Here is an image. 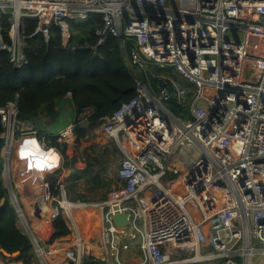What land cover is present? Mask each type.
I'll return each instance as SVG.
<instances>
[{
	"label": "built area",
	"instance_id": "2783aa9c",
	"mask_svg": "<svg viewBox=\"0 0 264 264\" xmlns=\"http://www.w3.org/2000/svg\"><path fill=\"white\" fill-rule=\"evenodd\" d=\"M90 13L103 16L93 49L110 34L135 43L129 65L137 93L96 127L122 153L118 189L81 200L64 175L56 187L46 177L38 183L41 207L49 204L50 216L70 228L69 246H56L47 264H125L115 256L130 247L121 241L138 237L143 257L134 264H264V0H0V51L21 67L29 38L42 32L48 40L55 24L68 46L71 20ZM26 17L38 19L29 35ZM18 114L16 100L0 107L6 170L24 134L34 135L31 152L39 156L77 140V119L54 147L36 130L20 131ZM179 171L167 185L163 178ZM87 210L101 218L102 244L114 249L106 263L86 249L79 226ZM118 212L128 213L129 228L114 223Z\"/></svg>",
	"mask_w": 264,
	"mask_h": 264
},
{
	"label": "trees",
	"instance_id": "16d2710c",
	"mask_svg": "<svg viewBox=\"0 0 264 264\" xmlns=\"http://www.w3.org/2000/svg\"><path fill=\"white\" fill-rule=\"evenodd\" d=\"M102 17L101 14L90 13L87 20H71L72 37L68 46L63 43L61 30L55 24L49 28L48 40L42 32L37 33L28 39L26 53L29 61L21 67L10 61L8 52L0 51V107L16 100L19 107L18 118L33 121L38 138H50L53 145L61 144L57 142V136L47 132L46 125L55 123L58 101L69 94L73 97L78 121L75 129L77 144L92 150L97 148L98 140L91 129L100 125L105 116L111 115L137 93L132 68L128 66L126 59V54L129 56L135 43L125 42L123 38L110 34L96 49L91 47L98 42L96 30L103 26ZM37 25V18L26 17L25 33L32 34ZM170 105L176 114H183L186 110L175 102ZM88 109L89 125L84 127L83 122L79 121L82 113ZM2 133L0 116V135ZM3 145L4 138H0V205L3 198H7L0 207V257L3 256L6 264L13 261L31 264L34 244L30 236L18 227V212L7 197L8 188L2 173ZM66 149V145L62 146V152ZM92 169V162H88L84 169L77 171V175L72 174L70 178L93 181L94 185L90 190L107 187L111 183L102 182L100 173L92 175ZM63 171V168H58L48 173L46 180L56 187L59 177L64 175ZM170 177L175 180L178 176L174 174ZM114 185L118 186L116 181H113L112 186ZM76 186L77 181L70 186L71 191ZM77 195L82 200H90L86 194ZM52 225L54 232L50 242L70 233V228L61 215L54 218Z\"/></svg>",
	"mask_w": 264,
	"mask_h": 264
},
{
	"label": "crops",
	"instance_id": "0c3cea01",
	"mask_svg": "<svg viewBox=\"0 0 264 264\" xmlns=\"http://www.w3.org/2000/svg\"><path fill=\"white\" fill-rule=\"evenodd\" d=\"M126 59H127L128 66H130L128 54H126ZM130 68H131V66H130ZM58 102H59L58 103L59 108H57L58 114H56V115L59 117V119L57 120V122L55 121V123L53 125H46V130L49 133H53L52 129L54 127L64 125V127L58 133H53L59 139L61 137L60 136L61 132L71 122H73L76 119V110L74 107L73 97L71 94H69L65 99L58 101ZM23 127H24V129H22L20 131H23V130L24 131H31V130H29V128H27V126L23 125ZM96 127L91 129V133L94 134L96 136V139L101 142L100 137H99V134H101L100 131L103 134H105V133L101 129L96 128ZM33 137H34L33 134H24L22 137H19L17 144L15 145V148L13 149V152L10 154V159H9L10 161H8V165L10 167L9 169H11V177L15 175L17 177V180L21 184H23V192L21 195L22 197H20V199H22L23 202H21V204L24 207H26L24 205V201L30 205L31 202H33L36 199L35 196L40 197L37 199V201L42 200V196H40L39 193H36L38 190L37 189L38 183L42 179H44L48 173L51 172V170H48L46 172H44V170H42L41 172H39L40 174L36 176L37 167L35 166V160L39 163L40 161H42V159L39 156L32 153L36 148ZM57 142H59V141L57 140ZM64 144L68 148V150H67L68 155L67 156L64 155L65 156L64 159H62L60 157L61 160H60L59 165L63 163L64 164V166H63L64 170H65V167L69 166L68 169L66 168L67 173L69 170H71V173H68V176L66 178L67 181L69 182V186H71L73 183H75L77 181V186L75 187L74 191L72 190L73 194H74V198L81 199L80 197H78L77 194L81 193L78 191H82V192H86V193H81V194H87L88 199L95 200L93 198H90V196H88V193H91L92 195H94V197H98V196H100V193H101L100 191L102 190V187L96 188L95 190H90V187L94 185L93 181L87 180L86 178H81L79 180H76L74 178H70V176H72V174L77 175V171L85 168V166L87 165V163L89 162V159H90L88 157L90 156V154H93V151L86 146H83V145L78 146L77 140L74 138L71 140V142H66ZM78 147H79V149H78ZM74 149H76L77 152H75ZM52 151L57 152L54 149V150H51L48 153V155L51 154ZM58 154H59V156H61L60 153H58ZM92 165H93L92 170L94 173H101L103 171V168L99 169V165L96 162H92ZM7 171H8V173H7ZM108 177H112V176L108 175ZM112 178L114 181L115 178L114 177H112ZM7 180H9V170H6L5 182ZM117 185L119 186L118 183H117ZM83 186H84V190L83 189L80 190V188ZM86 186H87V189H85ZM118 186L113 188V190L118 189ZM25 193H27L28 195L26 196ZM92 212H93V210H92ZM87 214H89V213H87ZM84 217L87 219V215ZM97 218L100 219L99 224L102 226L101 218L98 216L97 213L96 214L94 213L92 218H90V220H91L90 222H92V223L90 224V223L86 222V224H89V225H87L89 232L92 231L93 229L96 230L97 221H98ZM81 226L82 225L80 224L79 227L83 228V226L82 227ZM37 227L38 226L35 227V234H36ZM81 231H82V229H81ZM40 235L43 237L44 231L40 232ZM65 236H63L61 238V242H59L60 245L62 244L63 247L69 246V241H68V239L65 238ZM84 238H85V246H86L87 251L90 252L94 256V258H97L101 262L106 263V259L114 251V249L110 245L104 246L102 244L100 233L95 234L94 236H92L88 240L86 237H84ZM123 241L128 242V244L130 245V247L128 249L131 252L130 256H122L121 251L123 249H121L117 255L113 252L115 254V256H117V258L125 264H134L136 262H139V260L142 258V255L140 258H135V256L139 252H142L141 248L137 247V244H133V240L124 239L121 242H123ZM59 243H56V244H59ZM88 243L91 244V247L88 246ZM3 260H4V258L2 256L0 261L3 262ZM21 263L23 264V262H21ZM0 264H2V263L0 262ZM200 264H204V263H200Z\"/></svg>",
	"mask_w": 264,
	"mask_h": 264
},
{
	"label": "rangeland",
	"instance_id": "374dc122",
	"mask_svg": "<svg viewBox=\"0 0 264 264\" xmlns=\"http://www.w3.org/2000/svg\"><path fill=\"white\" fill-rule=\"evenodd\" d=\"M58 119H59V117L55 116V121L56 122H57ZM63 127H64V125H60V126L54 127L52 129L53 133H58ZM100 133L101 134H99V137H100V140H101L102 143L100 141H98V143L96 145L97 148L96 149H92L93 154H90V156L88 158H90L89 162H96L99 165V169L103 168V171L100 173V180L102 182H111V183L107 187H102V190L100 191L101 192L100 196H98V197H94V195H92L91 193H88V196H90V198H93L95 200L108 198L109 195L113 192V188H115V185L112 186V184H113V178L112 177L115 178L117 176L116 175L117 174V169H118L120 161L122 159V153L119 150V148H118L117 144L115 143V141L109 139L101 131H100ZM5 146H6V142H5ZM5 146H4V149H5ZM78 146H81V145L78 144ZM78 149H79V147H78ZM67 150H68V148L66 149L65 152L62 153L61 149H60V152H61V154H60L61 156L60 157L62 159H64L65 156L68 155L67 154ZM74 150H75V152H77L76 149H74ZM3 153H4V150H3ZM45 155H47V154H45ZM6 166H7V161H6V158H4L3 171H2L4 180H5V177H6ZM68 167H65V170L63 171V174H64L65 177L68 176V173L66 172V168L68 169ZM80 170H82V169H80ZM92 172H93V170H92ZM7 173H8V171H7ZM183 173H184L183 171H179L178 177L175 180L180 179L181 176L183 175ZM94 174L95 173L93 172L92 175H94ZM108 175H110L112 177H108ZM163 180H165L167 185L172 184L175 181L174 179H171V180L169 179V180L166 181V178H163ZM5 184H6L7 188H8V194H7L8 200H9V202H11V204H14L13 192L16 191L15 193L17 195H19V197H22L21 195H22V192H23V184H21L17 180V177L15 175L11 177V169H9V180H7L5 182ZM81 189L84 190V186L81 187L80 190ZM85 189H87V186H86ZM78 192L86 193V192H82V191H78ZM72 196L74 197L73 194H72ZM31 205H29L28 207H24L22 205L24 213L26 215V220H25V218L24 219L21 218L19 213H18V217H17L18 227L23 232H25L26 234L28 233V230L30 228L32 229L33 233L35 234V227L39 226L40 223H41V220H43V218L42 219H38V218H36V216L33 215V213H32L33 210H31ZM90 211H92V210H90ZM94 213H95V211H93L92 213H89V215H87V218H89V220H90V218H92ZM45 217H46V215H45ZM78 217H80V216H78ZM53 220H54L53 217H49V221H47V223L45 225H43L38 231H36V234H35V236L37 237V240H38V243H39L40 247L42 249H45L46 252L50 251L51 253L54 251V248L56 246H60L59 242H61V238H62L61 237V238L56 239L55 242H50V240H51V238L53 236V232H54L53 225H52ZM97 220H98L97 221V227H96L97 232L94 231L93 233L89 234L90 232H89L88 226L86 224V220L84 219V217H80V224L83 226L82 232L84 230L83 235L86 238L88 237L87 240L90 239L95 234L99 233L101 225L99 224V220L100 219L97 218ZM27 222H28V225H27ZM91 223L92 222H90V224ZM42 231H44L43 237L40 235V232H42ZM140 242H141V237H138V238L133 240V244H137V247H140ZM56 243H59V244L57 245ZM32 252H33V257H32V263L31 264H47V260H49L51 257L57 255L55 252H53L51 254L50 258H46L45 255H41L39 253V250H38V248L35 247V245H33ZM130 254H131L130 250L123 249L121 251V255L122 256H130ZM141 255H142V253L139 252L135 256V258H140ZM262 256L264 257V255H262ZM1 258L2 257H0V259ZM0 262L2 264H6V263H4L5 262L4 260H3V262L2 261H0ZM13 263L22 264L21 262L18 263L17 261H13L10 264H13ZM256 264H258V263H256Z\"/></svg>",
	"mask_w": 264,
	"mask_h": 264
},
{
	"label": "water",
	"instance_id": "95a60500",
	"mask_svg": "<svg viewBox=\"0 0 264 264\" xmlns=\"http://www.w3.org/2000/svg\"><path fill=\"white\" fill-rule=\"evenodd\" d=\"M23 125L27 126V128H29V130H34L36 128V124L33 122V121H22L19 119V128H23ZM89 125V121L85 120L83 122V126L84 127H88ZM0 138H2V135H0ZM10 153L8 154V161H10ZM68 173H71V170L68 171ZM25 195L27 196L28 194L25 193ZM7 198L4 197L3 200H2V203L0 205V207L6 202ZM14 206L17 210V212H21V209L22 207L20 206L19 203H15L14 201ZM24 205L26 207L29 206V204H27L25 201H24ZM31 209L33 210L36 218L38 219H41L44 217V209L41 207V204H40V200L39 201H35L34 204L31 206ZM112 219L114 221V223L117 225V227L121 228V229H126V228H129L131 225H132V221L129 219V215L127 212H118V213H114L112 215ZM30 238L32 239V242L33 244L35 245L36 248H38V250H42V248L40 247L39 243H38V240H37V237L35 236V234L33 233L32 229L30 228L28 230V233H27ZM3 251L7 254V251L5 249H3ZM43 255V254H42ZM208 264H218V263H208Z\"/></svg>",
	"mask_w": 264,
	"mask_h": 264
},
{
	"label": "bare ground",
	"instance_id": "6f19581e",
	"mask_svg": "<svg viewBox=\"0 0 264 264\" xmlns=\"http://www.w3.org/2000/svg\"><path fill=\"white\" fill-rule=\"evenodd\" d=\"M195 154H197V152L196 151H194V155ZM36 155V154H35ZM37 156H39V155H37ZM41 159H42V161H40L39 163L35 160V164H36V166L38 165V168L36 169L37 170V174H36V176L37 175H39L40 173L39 172H41L42 170H44V172H46V171H48V170H52V169H54L57 165H59V163H60V156H59V154L57 153V152H55V151H52V153L51 154H49V155H45V154H43L42 153V155H40L39 156ZM56 160V161H55ZM193 161V158L191 159L190 158V162H192ZM42 162V163H41ZM184 170V169H183ZM36 197V199L33 201V202H31V204L33 205L34 204V202L38 199V198H40L39 196H35ZM13 199L16 201V202H18L20 205H21V202H23L22 201V199H20V197L15 193V192H13ZM30 201V200H29ZM30 204V205H31ZM31 205V206H32ZM22 206V205H21ZM43 208H44V212L45 213H47V215H46V217L45 218H43V220H41V223H40V225L37 227V229H36V231H38L43 225H45L46 223H47V221H49V217H51L50 216V214H51V212H52V208L49 206V204H46V205H44L43 206ZM94 211V210H93ZM87 213H92V211H90V210H88L87 211ZM96 214V213H95ZM21 215H22V217L23 218H25L24 216H25V213H24V210L23 209H21ZM86 215H89V214H86ZM84 219L86 220V218L84 217ZM82 227V226H81ZM82 229V228H81ZM97 232V230H92V231H90V234L91 233H93V232ZM83 232H84V230H83ZM85 234V233H84ZM88 238V237H87ZM53 246V245H52ZM88 246L89 247H91V244L90 243H88ZM96 250V249H95ZM53 251V250H52ZM39 253L42 255H45L46 256V258H50L51 257V254L53 253H51L50 251H48V252H46L45 251V249H42V250H39ZM54 255V254H53ZM44 257V256H43Z\"/></svg>",
	"mask_w": 264,
	"mask_h": 264
},
{
	"label": "clouds",
	"instance_id": "9594fccd",
	"mask_svg": "<svg viewBox=\"0 0 264 264\" xmlns=\"http://www.w3.org/2000/svg\"><path fill=\"white\" fill-rule=\"evenodd\" d=\"M34 130H35V129H34ZM43 138H46V137H43ZM43 138H41V139H43ZM58 141H59V139H58ZM51 145L54 146V147L57 146V145H53V140H52ZM62 153H63V152H62ZM63 155H64V154H63ZM115 179H116V177H115ZM115 179H114V180H115ZM141 253H142V252H141ZM142 255H143V253H142ZM142 257H143V256H142Z\"/></svg>",
	"mask_w": 264,
	"mask_h": 264
}]
</instances>
